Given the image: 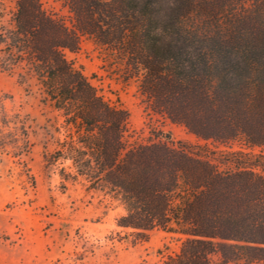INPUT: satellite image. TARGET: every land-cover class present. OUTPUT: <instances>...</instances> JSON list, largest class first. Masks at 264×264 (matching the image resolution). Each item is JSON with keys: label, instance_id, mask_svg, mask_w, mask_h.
Listing matches in <instances>:
<instances>
[{"label": "trees", "instance_id": "obj_1", "mask_svg": "<svg viewBox=\"0 0 264 264\" xmlns=\"http://www.w3.org/2000/svg\"><path fill=\"white\" fill-rule=\"evenodd\" d=\"M11 1L7 10L0 0V69L36 81L66 130L58 156L122 208L116 226L135 240L171 234L179 248L160 264H264V0H54L70 24L44 0ZM82 38L152 112L200 140L260 151L183 141L126 149L127 110L65 56ZM5 98L6 142L27 153L25 122Z\"/></svg>", "mask_w": 264, "mask_h": 264}, {"label": "rangeland", "instance_id": "obj_2", "mask_svg": "<svg viewBox=\"0 0 264 264\" xmlns=\"http://www.w3.org/2000/svg\"><path fill=\"white\" fill-rule=\"evenodd\" d=\"M3 1L7 10L13 6V1ZM44 7L70 24V14L59 2L44 0ZM65 56L81 68L99 95L127 110L126 149L183 141L206 143L221 151H260L239 141L200 140L152 112L133 84L109 77L97 49L86 38L77 52L65 51ZM0 95L6 96L8 114L19 113L25 122L30 144L27 153H15L0 123V264H160L178 250L180 242L162 230L135 240L130 230L116 226L122 208L109 196L89 189L82 176H75L71 161L58 156L66 130L58 112L40 101L34 79L20 83L17 72L0 69Z\"/></svg>", "mask_w": 264, "mask_h": 264}]
</instances>
